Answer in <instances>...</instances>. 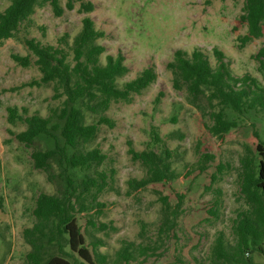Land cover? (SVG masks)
<instances>
[{"label": "rangeland", "instance_id": "rangeland-1", "mask_svg": "<svg viewBox=\"0 0 264 264\" xmlns=\"http://www.w3.org/2000/svg\"><path fill=\"white\" fill-rule=\"evenodd\" d=\"M12 1L0 0V13ZM88 1L95 5L90 15L80 14L79 4L69 11L68 0H59L65 9L61 17L50 4L37 7L16 38L0 43V264H27L31 248L24 231L35 224L37 199L41 194L64 195L67 189L57 167L50 174L36 169L32 159L34 151L53 149L54 142L41 137L34 146H26L15 136L26 130V124L19 121L13 125L8 120L9 108H17L24 118H48L66 99L54 98L55 83L41 81L36 57L24 41L36 39L65 48L71 52L72 62L74 40L86 16L105 33L99 40L106 48L102 63L108 55L119 53L126 59L129 72L118 81L119 86L149 67L158 75L157 81L134 95L130 103L112 104L106 115L115 127L100 126L89 146L107 157L97 171L107 176L108 186L98 199L104 208L77 216L87 243H103L99 251L107 257L106 264H127L118 261V253L128 247L133 254L130 264H237L218 260L215 245L219 238L228 248L237 244L239 217L249 209L242 193V162L249 156L253 157L252 169L258 170L260 165L257 145L264 144V93L257 97L255 109L244 113L209 102V93L195 103L186 89H175L168 64L178 50L192 54L199 49L215 69L217 48L225 54L233 76H251L264 89V68L257 57L264 48V35L251 38L242 23L246 0ZM12 54L31 56L32 65H18ZM222 110L237 126L218 137L210 130L214 126L212 113ZM87 121L95 123L96 118L87 114ZM153 128L163 144L153 142ZM130 142L138 152L170 150L177 179L139 191L131 189L129 182L144 179L147 169L132 159ZM205 155L214 160L206 163ZM70 174L76 186L86 175L79 170ZM90 174L96 176L93 171ZM165 199L170 205L167 213ZM261 201L264 208V197ZM166 215L173 222L171 228L163 225ZM88 220L97 227L88 225ZM261 234V247L250 245L243 264H264V229Z\"/></svg>", "mask_w": 264, "mask_h": 264}, {"label": "trees", "instance_id": "trees-1", "mask_svg": "<svg viewBox=\"0 0 264 264\" xmlns=\"http://www.w3.org/2000/svg\"><path fill=\"white\" fill-rule=\"evenodd\" d=\"M50 4L57 17H61L65 9L59 0H13L11 5L0 13V43L17 37L21 26L36 12L37 7ZM79 4V13L90 15L95 5L88 0H68L66 8L73 11ZM242 23L246 24L251 38L264 35V0H246ZM105 37L98 31L89 16L83 19V29L76 36L71 52L65 48L44 45L36 39H25L27 49L36 57L43 83H55V99L66 97L62 107L54 110L48 118L39 115L23 117L17 108H9V123L19 121L26 124L25 131L15 134L16 139L26 145L34 146L41 137L54 142V148L45 151H34L32 159L36 169L51 174L57 167L66 183L64 195L41 194L34 209L35 224L24 231L25 242L31 250L27 254V264H106L107 257L99 251L101 241L87 243L86 236L79 225L77 216L90 210L104 208L98 203L99 196L108 186L107 176L97 169L107 157L98 148L89 149L99 133V127L106 125L115 127V123L106 114L115 102L130 103L134 95L142 94L157 81L158 75L154 67L143 70L135 79L119 86L118 81L125 77L129 69L122 53L117 56L108 55L106 63L101 61L106 48L99 43ZM67 43V42H66ZM218 60L217 68H213L206 54L197 49L192 54L178 50L168 69L174 75V87L186 89L191 101L198 103L202 96L208 94L209 102L217 101L220 105L235 112L244 113L254 110L256 99L264 93L257 81L251 76L238 78L233 76L225 54L214 49ZM18 65L29 68L31 56L12 54ZM264 68V48L258 56ZM257 90V92H256ZM254 99H252V95ZM160 94L157 100H160ZM87 114L96 118L95 123H88ZM214 126L211 132L218 137L228 134L237 125L229 121L222 110L212 113ZM152 140L155 144H163L156 128L152 129ZM258 138V134L256 133ZM184 136H181L183 139ZM132 159L140 162L147 169V176L138 181L129 182L131 189L139 191L151 184L172 182L177 174L172 168V152L167 148L157 153L153 150L135 151L129 143ZM257 153L261 157L258 170L252 169L253 157L243 160L242 193L249 209L241 213L236 228L238 242L228 248L223 238L215 245L218 260L243 264L246 251L250 245L261 247L264 229V208L261 207L264 197V144L259 142ZM205 162L214 160L213 156H202ZM72 170L85 172V178L79 186ZM93 171L96 176L90 174ZM262 193V194H261ZM91 199V201H89ZM164 205L170 210L165 199ZM259 205V206H258ZM172 221L166 215L164 226L171 228ZM93 228L97 224L88 220ZM259 247V248H260ZM262 249V248H261ZM131 248H123L118 253V261L130 264L133 254ZM247 264H252L248 261Z\"/></svg>", "mask_w": 264, "mask_h": 264}]
</instances>
